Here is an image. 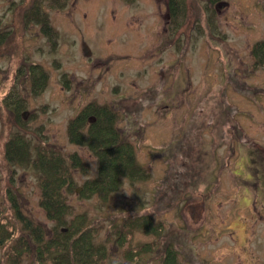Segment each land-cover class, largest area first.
<instances>
[{
    "label": "rangeland",
    "instance_id": "374dc122",
    "mask_svg": "<svg viewBox=\"0 0 264 264\" xmlns=\"http://www.w3.org/2000/svg\"><path fill=\"white\" fill-rule=\"evenodd\" d=\"M167 1L0 0V227H13L11 190L45 239L53 236L37 172L11 167L5 144L22 135L32 151L52 148L67 163L76 153L90 166L87 176L73 171L81 191L97 161L69 142L67 123L95 103L115 112L146 173L126 177L106 199L69 196L70 218L84 214L98 231L102 263L162 264L168 256L176 264H264V64L252 57L264 42V0H179L176 22ZM35 4L56 31L52 42L30 20ZM145 215L159 231L135 224L119 243L116 232ZM19 228L8 229L0 264L35 260L32 246L6 262ZM129 249L132 260L123 256Z\"/></svg>",
    "mask_w": 264,
    "mask_h": 264
},
{
    "label": "trees",
    "instance_id": "16d2710c",
    "mask_svg": "<svg viewBox=\"0 0 264 264\" xmlns=\"http://www.w3.org/2000/svg\"><path fill=\"white\" fill-rule=\"evenodd\" d=\"M182 2L184 4V0ZM181 4L179 0L167 1L168 12L174 21L182 10L184 13L183 4ZM32 7H34L35 15L31 13L30 20H36L40 24L42 35L52 42L51 38L53 34H56V31L49 25L46 15L40 14V7H37V4ZM6 38L7 35L0 32V45ZM252 57L254 66L264 64V42H258L253 46ZM35 67L36 65L30 67L31 70L34 69L33 75L39 72V70H35ZM44 78L43 73L38 75V78L33 77V87L37 81L36 89H39ZM22 109H24L23 105L18 102L15 108L17 118H19L18 112ZM116 125L117 115L115 112L104 105H95V103L88 104L67 123L69 142L86 148L97 161L96 176L87 179L79 186L81 191L78 196L81 198L89 199L97 194L102 199H106L109 194L118 191L126 177L132 181L136 177L146 176L143 168L135 162L134 149L129 143L123 141ZM32 152H34L33 156ZM5 154L6 161L11 167L32 164L33 169L37 172V184L40 192L38 205L45 218L54 224L51 235H55V237L45 239L43 228L23 214L15 196L11 190H7L11 218L14 220L13 227L20 224L18 231L21 236L14 244L13 249L7 251L6 262L15 257L17 259L14 260L18 263L20 256L30 252L33 246L32 249L36 252V257L32 264H105L102 263V259L106 257L104 246L95 241L98 235L97 229L90 226L84 214H77L73 216L74 218L72 217L73 219L70 218L72 205L69 204L68 199L69 196L77 193L76 186H78L76 178L73 177V171L87 176L90 174L89 164L82 161L76 153L70 156L68 160L70 163H67L60 154L53 152L52 148L34 146L32 151L22 135H14L8 139L5 144ZM150 218L145 215L142 223H132L130 220L136 219L129 218V223L126 222L127 225L126 223L123 225L120 233L116 232L118 234L117 241L124 243V232L129 228L134 229L135 224L144 229L149 225H154V232H158L161 225L158 222H152ZM5 225L0 227L5 229L2 233L0 229V247L12 236L8 229L13 227H9L7 223ZM123 253L126 260L128 257L129 260L131 259L129 255L134 256V251L130 249L125 252L123 250ZM166 255L164 254L162 259ZM128 263L133 264L130 261ZM111 264L123 263L118 261ZM162 264L176 263L174 259H169L167 256Z\"/></svg>",
    "mask_w": 264,
    "mask_h": 264
},
{
    "label": "water",
    "instance_id": "95a60500",
    "mask_svg": "<svg viewBox=\"0 0 264 264\" xmlns=\"http://www.w3.org/2000/svg\"><path fill=\"white\" fill-rule=\"evenodd\" d=\"M83 53H84L85 56H89L90 55V51H89V49H88V47L86 45H83ZM77 192H79V191L77 190ZM194 207L195 206H192V208H194Z\"/></svg>",
    "mask_w": 264,
    "mask_h": 264
},
{
    "label": "flooded vegetation",
    "instance_id": "af4514ba",
    "mask_svg": "<svg viewBox=\"0 0 264 264\" xmlns=\"http://www.w3.org/2000/svg\"><path fill=\"white\" fill-rule=\"evenodd\" d=\"M164 255V254H163Z\"/></svg>",
    "mask_w": 264,
    "mask_h": 264
}]
</instances>
